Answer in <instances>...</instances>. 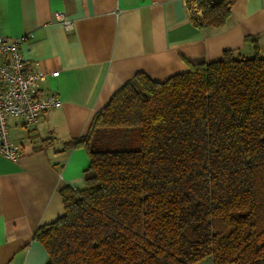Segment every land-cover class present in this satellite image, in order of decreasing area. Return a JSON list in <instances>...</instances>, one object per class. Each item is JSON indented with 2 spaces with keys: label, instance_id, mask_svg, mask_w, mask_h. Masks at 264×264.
I'll return each instance as SVG.
<instances>
[{
  "label": "trees",
  "instance_id": "1",
  "mask_svg": "<svg viewBox=\"0 0 264 264\" xmlns=\"http://www.w3.org/2000/svg\"><path fill=\"white\" fill-rule=\"evenodd\" d=\"M222 27L228 0H192ZM239 50L164 82L136 73L72 143L84 187L32 240L45 264H264V57Z\"/></svg>",
  "mask_w": 264,
  "mask_h": 264
},
{
  "label": "crops",
  "instance_id": "2",
  "mask_svg": "<svg viewBox=\"0 0 264 264\" xmlns=\"http://www.w3.org/2000/svg\"><path fill=\"white\" fill-rule=\"evenodd\" d=\"M191 1L0 0V36L12 43L31 35L18 46L26 65L58 72L39 85L38 96L61 102L34 126L6 118L21 156L16 163L0 156V264L46 263L33 234L62 215L61 189L84 187L88 159L72 143L136 73L161 83L224 51L251 57L246 38L256 39L264 57V0H228L230 15L220 28L195 26ZM55 12L71 21V30Z\"/></svg>",
  "mask_w": 264,
  "mask_h": 264
},
{
  "label": "built area",
  "instance_id": "3",
  "mask_svg": "<svg viewBox=\"0 0 264 264\" xmlns=\"http://www.w3.org/2000/svg\"><path fill=\"white\" fill-rule=\"evenodd\" d=\"M189 12L192 19H201L196 4L191 5ZM54 17L65 30L72 29L71 21L64 14L55 12ZM28 38L31 35L21 36L8 43L0 36V156L12 163L18 162L21 154L19 146L9 139L6 118H16L26 126H34L42 113L61 103L51 95L38 96L39 85L47 77H57L58 72L48 74L37 68V64L33 67L26 65L18 46Z\"/></svg>",
  "mask_w": 264,
  "mask_h": 264
},
{
  "label": "rangeland",
  "instance_id": "4",
  "mask_svg": "<svg viewBox=\"0 0 264 264\" xmlns=\"http://www.w3.org/2000/svg\"><path fill=\"white\" fill-rule=\"evenodd\" d=\"M245 56V55H244ZM246 57H248V56H246Z\"/></svg>",
  "mask_w": 264,
  "mask_h": 264
}]
</instances>
